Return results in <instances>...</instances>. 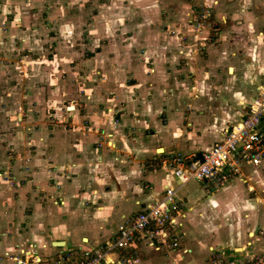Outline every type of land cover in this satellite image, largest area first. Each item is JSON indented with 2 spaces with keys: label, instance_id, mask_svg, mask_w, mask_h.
<instances>
[{
  "label": "crops",
  "instance_id": "0c3cea01",
  "mask_svg": "<svg viewBox=\"0 0 264 264\" xmlns=\"http://www.w3.org/2000/svg\"><path fill=\"white\" fill-rule=\"evenodd\" d=\"M201 1L215 10L219 39L193 55L165 30L174 0H0V53L9 60L0 61V128H16L0 134V167L8 162L2 149L14 144L31 169L15 194L0 177L1 252L32 247L15 248L40 232L23 236L9 213L27 206L35 214L37 205L47 208L46 197L56 214L66 212L50 211L45 220L54 226L45 236L51 245L94 247L112 242L121 219L168 186L185 217L184 239L177 249L160 250L136 239V264H211L214 248L243 261L263 247V168L246 165L225 185L198 181L186 190L190 181L148 163L210 147L264 85V0ZM139 5L144 14L134 20ZM50 157L62 169L60 187L48 181Z\"/></svg>",
  "mask_w": 264,
  "mask_h": 264
},
{
  "label": "built area",
  "instance_id": "2783aa9c",
  "mask_svg": "<svg viewBox=\"0 0 264 264\" xmlns=\"http://www.w3.org/2000/svg\"><path fill=\"white\" fill-rule=\"evenodd\" d=\"M206 14L207 8L202 17H206ZM197 23L203 24V21ZM2 56L0 53V61ZM151 161L148 162L151 167L170 171L183 182L197 180L215 186L225 185L241 176L246 165L264 169V86L256 90L242 119L229 126L222 137L207 149L190 155L175 151L161 159L154 156ZM179 205L176 189L168 186L161 198L148 202L117 224L116 236L112 242L104 244L105 251L97 250L94 246L95 251L86 249L78 255L73 249L70 255L78 258V264H136L139 257L130 246L136 239L156 250L177 249L185 236L181 230L184 215L179 213ZM59 253L61 261L58 264H73L65 260V251ZM3 258L18 264H40L42 261L38 254L35 255L34 248L20 249L19 253L14 250L6 253L0 251V259ZM231 264H235V261L232 260ZM244 264H253V257Z\"/></svg>",
  "mask_w": 264,
  "mask_h": 264
},
{
  "label": "rangeland",
  "instance_id": "374dc122",
  "mask_svg": "<svg viewBox=\"0 0 264 264\" xmlns=\"http://www.w3.org/2000/svg\"><path fill=\"white\" fill-rule=\"evenodd\" d=\"M184 1V0H183ZM182 0H177L174 2H168L167 4V10L165 11V16H166V20L164 25H166V31L170 32L171 34L174 35H179V38L182 42V44L184 45V47L186 48V50L188 51V53H194L193 55H198L200 53L205 52L206 48L208 47V44H215L214 42L218 43V39H219V23L218 21L215 19V10H213L211 7H209V4L203 3V1L201 0H187V7L184 6ZM186 1V0H185ZM190 5V6H189ZM192 5V6H191ZM208 9V14H206V17H202V13L204 12V9ZM144 7L139 5L137 7L136 10V14L133 15L132 17H134V20H139L141 17V14H144ZM151 12V11H150ZM199 20L203 21V24H198L197 22ZM187 27V29H186ZM184 29V30H183ZM191 29L192 31L188 30ZM218 34V36H217ZM193 36V37H192ZM206 36V38H205ZM3 62H9V60L7 58L2 59ZM1 60V61H2ZM22 61V60H21ZM22 69V65L19 68V72H23V73H19L17 72L16 74L18 76H22V74H24V71L21 70ZM16 71V70H15ZM16 81V80H15ZM31 107V110L33 109V107L31 105H29ZM28 107V106H27ZM22 108V107H21ZM27 109L28 108H23L22 111L18 110V112L21 111L20 114H18V116L20 117V121L23 120L24 116H27ZM14 115H17V111L14 113ZM33 123H29L26 122L24 123V126L29 129L30 126H32ZM35 124V122H34ZM16 128H12V125L8 124L6 125L4 123V126H1L0 128V134H5V133H15ZM105 134V131L101 128L99 129V134ZM102 140H100L101 142ZM104 141V140H103ZM0 142H2V140L0 139ZM1 147V145H0ZM7 147V146H6ZM2 149L3 155L5 157V159L8 161L2 168L1 171L3 169V172H1L0 177L5 181V183H7L6 185V190H11V192L13 194H15V189L14 187H18V184L21 183L22 180H25L28 177V173H30L31 169H30V162H29V157L25 156L26 154H23L22 156H19L18 153L16 152V147L15 145H9L7 148ZM189 154V153H188ZM19 156V163H16L15 161L18 162V159H14V156ZM24 156V157H23ZM153 157V156H152ZM152 157H150V159H152ZM51 159V157H50ZM59 164V163H58ZM58 164L56 162H53V160L51 159L50 163H47V168L46 169H51V176H47L48 181L52 182L54 181V184L57 185V187H60L62 185L61 181L59 180L58 176L59 174L62 173V169L58 168ZM13 165V166H12ZM53 167H57V169L53 170ZM19 169L20 171H23V175L20 174V171L15 170ZM56 173L55 178H51L52 175ZM49 174V175H50ZM67 178V176H66ZM65 178H63L62 180H64ZM198 181H190L187 183L185 189L188 190L190 187L197 185ZM39 192V189H38ZM41 192H43V196H44V191L41 190ZM202 192V188H197L195 189V191L193 192L194 194L198 193L197 195L201 194ZM61 194V193H59ZM191 195V194H190ZM47 199V204L45 208V205L43 204L42 208L41 206L37 205V207H39L40 211L36 212L35 214L33 213L36 210H32L29 209L27 206L22 207L23 209L21 211H19V213L16 214V216L14 214L9 213L11 216L8 218L9 221L16 222L19 226V229L21 228L22 225V233L23 236H30L32 234V231L34 232H40L39 236L33 239H26L23 240L25 241L24 243H27V246H18L16 245L15 248L19 249V248H29L30 246H32L31 248H33L34 246H37V250H40L39 252V256L41 257V259L44 260V258L49 259V262L47 264H58V261H61V258L58 257L59 252L61 251H65L66 255H64L66 257V261H72L73 264H78L77 260L78 258H76V256H71L70 252H72L73 248L75 247L78 255H80V253H82L83 250L86 249H91L92 251H95L94 248L92 247H87L84 246L82 244H71L68 246H63V248H57L60 246L57 245H51L50 243V238L46 239V234L47 233H52L50 232L51 228H54V226H52L53 223L50 222H46L45 220L47 219L50 211L54 214H56V211L54 209H52V207H50L51 204H53L50 200H53V198H48ZM84 201V200H83ZM80 201V205L84 206L85 204L88 205L89 200H86L85 202ZM182 201V200H181ZM180 209H181V204L179 205ZM33 209V206H32ZM39 210V209H38ZM62 214V217H66V212L63 209H61L59 211ZM57 212V214L59 213ZM30 213V214H29ZM56 214V215H57ZM127 217V216H126ZM125 218V217H124ZM185 218V217H184ZM122 220V219H121ZM184 220V219H183ZM14 224L12 223V226ZM42 230H44V232H41ZM117 230V229H116ZM59 230H57V233ZM54 234V233H53ZM56 236V234H54ZM49 236V235H48ZM116 236V235H115ZM41 239V240H38ZM20 242V239H18ZM111 242V241H109ZM104 243L105 242H99L95 245L97 250L101 251H105L104 249ZM37 244V245H36ZM46 245V246H44ZM49 245V246H48ZM29 246V247H28ZM48 246V247H47ZM29 248V249H31ZM47 250L46 252H44V250ZM61 249V250H60ZM211 258L209 259L211 264H231V261H235V264H244V261H246L247 259H249L250 257H253V264H264V245L260 250H257L258 252H255L249 256H247L246 259H244L243 261H240L239 259H233L234 257L228 256L227 254H225L226 250H224V248H214L213 250H211ZM17 253V252H16ZM21 255V254H20ZM223 259L222 261H218V259ZM4 259H8L11 260L9 258H3L0 260H4ZM16 264H18L16 261H13ZM41 264V263H40Z\"/></svg>",
  "mask_w": 264,
  "mask_h": 264
},
{
  "label": "bare ground",
  "instance_id": "6f19581e",
  "mask_svg": "<svg viewBox=\"0 0 264 264\" xmlns=\"http://www.w3.org/2000/svg\"><path fill=\"white\" fill-rule=\"evenodd\" d=\"M264 86V85H263ZM258 87H261V86H258ZM184 182H186V181H184Z\"/></svg>",
  "mask_w": 264,
  "mask_h": 264
},
{
  "label": "water",
  "instance_id": "95a60500",
  "mask_svg": "<svg viewBox=\"0 0 264 264\" xmlns=\"http://www.w3.org/2000/svg\"><path fill=\"white\" fill-rule=\"evenodd\" d=\"M59 245H61V244H59Z\"/></svg>",
  "mask_w": 264,
  "mask_h": 264
}]
</instances>
